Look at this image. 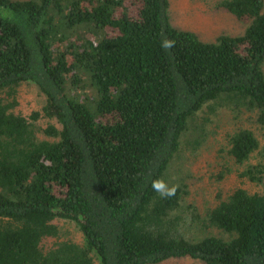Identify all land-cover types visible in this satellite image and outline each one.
I'll use <instances>...</instances> for the list:
<instances>
[{
    "label": "trees",
    "instance_id": "trees-1",
    "mask_svg": "<svg viewBox=\"0 0 264 264\" xmlns=\"http://www.w3.org/2000/svg\"><path fill=\"white\" fill-rule=\"evenodd\" d=\"M217 1L245 28L203 41L172 26L168 0H0V264H264V148L245 127L221 155L186 135L202 108L232 101L264 126V0ZM21 85L40 95L27 115ZM203 147L222 191L205 207L185 178L166 181ZM231 173L253 188L225 189Z\"/></svg>",
    "mask_w": 264,
    "mask_h": 264
},
{
    "label": "rangeland",
    "instance_id": "rangeland-1",
    "mask_svg": "<svg viewBox=\"0 0 264 264\" xmlns=\"http://www.w3.org/2000/svg\"><path fill=\"white\" fill-rule=\"evenodd\" d=\"M217 0H168V15L173 27L181 30L193 32L203 41H214L221 34H237L245 28V23L238 20L227 9L219 6ZM264 69V62L262 64ZM17 105L19 111L27 115L40 107V95L34 87L21 85L18 87ZM233 101L222 105L216 104L213 108H202L191 120L186 135L194 137L197 133H202L212 142V150L219 151V143L226 139L225 135L238 127L248 128L253 132L259 143V149L264 148V126L257 122L256 111L246 107H235ZM235 104V103H234ZM234 107V108H233ZM208 117V120L204 117ZM209 148V146L207 147ZM203 147L202 156L194 159L188 158L184 151L180 152V157L175 159L169 168L166 181H177L182 179L189 183L186 200L197 203L202 207L207 206L212 199L220 198L221 190L219 182L211 179L208 170V161L211 159L213 151ZM188 152V151H187ZM219 154H223L219 151ZM253 153L251 162H256L259 158ZM264 161V158H262ZM180 167V169L178 168ZM211 181L209 182V180ZM225 183V182H224ZM249 186L243 180L237 178L236 174H230L226 178L225 189L232 186ZM264 186V185H263ZM250 187V186H249ZM253 187H250L252 189ZM218 193V196H217ZM210 200V201H208ZM63 236L70 237L77 242L82 241V236L73 223L63 222ZM52 238H47V244ZM65 239V238H62ZM94 264H99L97 257H94ZM159 264H201L189 258H172Z\"/></svg>",
    "mask_w": 264,
    "mask_h": 264
},
{
    "label": "clouds",
    "instance_id": "clouds-1",
    "mask_svg": "<svg viewBox=\"0 0 264 264\" xmlns=\"http://www.w3.org/2000/svg\"><path fill=\"white\" fill-rule=\"evenodd\" d=\"M174 46H175V40L174 39H170V38L165 37L161 41V47L163 49H166V50L167 49H171ZM151 187H152L154 192L159 194V196L161 198H164V199H169V198L175 196L176 192H177V189H178V185H176V184L169 185L163 179H155V180H153L152 183H151Z\"/></svg>",
    "mask_w": 264,
    "mask_h": 264
}]
</instances>
